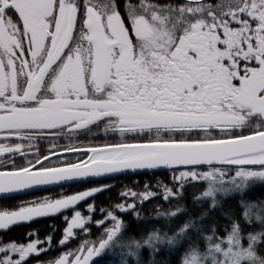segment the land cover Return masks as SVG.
I'll list each match as a JSON object with an SVG mask.
<instances>
[{
    "label": "snow or ice",
    "instance_id": "snow-or-ice-1",
    "mask_svg": "<svg viewBox=\"0 0 264 264\" xmlns=\"http://www.w3.org/2000/svg\"><path fill=\"white\" fill-rule=\"evenodd\" d=\"M257 188L264 0H0V264H264Z\"/></svg>",
    "mask_w": 264,
    "mask_h": 264
},
{
    "label": "trees",
    "instance_id": "trees-1",
    "mask_svg": "<svg viewBox=\"0 0 264 264\" xmlns=\"http://www.w3.org/2000/svg\"><path fill=\"white\" fill-rule=\"evenodd\" d=\"M156 179H166V174L164 173H159L156 174V176L153 175H141V176H133V177H126V178H119V179H113V180H107L103 181L104 183H110L115 185V187L110 191V192H104L100 195L97 196L96 198V204L101 205V204H106L108 202L109 197L115 198L117 196V193L121 190V188L125 185L131 186L133 184H139V186H142L146 181L149 182H155ZM74 188L79 189L81 186H73ZM59 190L53 191V193L58 192ZM191 191V189L189 190ZM49 192H43V193H38L34 194L35 196H47L49 195ZM33 195H28V196H23L20 197L21 199H31ZM264 196V189L257 188L256 195H254L252 198L256 197H261ZM235 204V199L234 198H229L228 200L225 201V207L229 205H234ZM188 207L190 210H192L194 213L199 212V208H194V206L191 204V201H188ZM205 207L207 205L205 204ZM211 215L216 216L219 218V211L212 212ZM50 226H56L57 228L63 227L62 220L59 218H47V219H42L38 223L32 224V228H38L40 230V235L43 237L46 233H48L51 229ZM135 225L133 224V227ZM31 230L28 228L26 225L25 226H18L14 227L11 233L9 235L13 238H22V234L25 233L26 231ZM59 231L56 233L57 237L59 236Z\"/></svg>",
    "mask_w": 264,
    "mask_h": 264
},
{
    "label": "water",
    "instance_id": "water-1",
    "mask_svg": "<svg viewBox=\"0 0 264 264\" xmlns=\"http://www.w3.org/2000/svg\"><path fill=\"white\" fill-rule=\"evenodd\" d=\"M157 174H159V173H157ZM141 175H143V174H140V175H135V174H132V175H119L115 179L133 177V176H141ZM148 175H152V174H148ZM74 186H79V185H74ZM56 190H59V189L58 188H54L52 191H56ZM43 192H47V191H37L34 194L43 193ZM28 195H33V193L24 194V195H21V197L28 196Z\"/></svg>",
    "mask_w": 264,
    "mask_h": 264
},
{
    "label": "rangeland",
    "instance_id": "rangeland-1",
    "mask_svg": "<svg viewBox=\"0 0 264 264\" xmlns=\"http://www.w3.org/2000/svg\"><path fill=\"white\" fill-rule=\"evenodd\" d=\"M256 192H257V189L254 190L253 192L249 193L248 195H249L250 197H253L254 195H256Z\"/></svg>",
    "mask_w": 264,
    "mask_h": 264
}]
</instances>
